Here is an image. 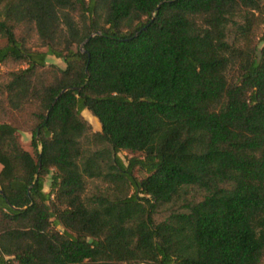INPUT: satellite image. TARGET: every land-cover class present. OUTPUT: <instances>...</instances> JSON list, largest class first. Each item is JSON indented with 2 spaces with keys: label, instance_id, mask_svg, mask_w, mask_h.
Here are the masks:
<instances>
[{
  "label": "trees",
  "instance_id": "1",
  "mask_svg": "<svg viewBox=\"0 0 264 264\" xmlns=\"http://www.w3.org/2000/svg\"><path fill=\"white\" fill-rule=\"evenodd\" d=\"M4 65L0 264H264V0H0Z\"/></svg>",
  "mask_w": 264,
  "mask_h": 264
},
{
  "label": "rangeland",
  "instance_id": "2",
  "mask_svg": "<svg viewBox=\"0 0 264 264\" xmlns=\"http://www.w3.org/2000/svg\"><path fill=\"white\" fill-rule=\"evenodd\" d=\"M76 47H77L76 45L73 46V48H76ZM48 61L51 62V63H56L59 66L65 67V63L63 62V60L59 59V58H56L54 56H49ZM12 68H13V65H4V66L1 67L0 71L1 72H5V71H8V70H10ZM84 115L87 117V119L91 123V126H92L93 130H98V129L101 128V125H100V122L98 121V119L93 117L88 111H85ZM30 137H31V134L28 133V132H25V133L22 134L21 141H22L23 146L26 149L32 150L31 145H30V139H31ZM121 156L123 157L124 160H126L127 153L123 152V153H121ZM0 167H1V165H0ZM136 174H138L139 176H142L141 173H139L138 171H136ZM90 187L92 188L91 185H90ZM48 189L49 188L47 187V190Z\"/></svg>",
  "mask_w": 264,
  "mask_h": 264
},
{
  "label": "crops",
  "instance_id": "3",
  "mask_svg": "<svg viewBox=\"0 0 264 264\" xmlns=\"http://www.w3.org/2000/svg\"><path fill=\"white\" fill-rule=\"evenodd\" d=\"M1 165V164H0ZM2 167V166H1ZM1 167H0V170H1ZM47 189V188H46Z\"/></svg>",
  "mask_w": 264,
  "mask_h": 264
}]
</instances>
